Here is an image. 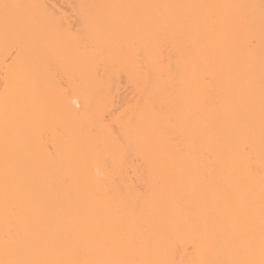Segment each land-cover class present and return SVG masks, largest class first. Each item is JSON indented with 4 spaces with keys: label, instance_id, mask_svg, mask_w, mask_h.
<instances>
[{
    "label": "bare ground",
    "instance_id": "6f19581e",
    "mask_svg": "<svg viewBox=\"0 0 264 264\" xmlns=\"http://www.w3.org/2000/svg\"><path fill=\"white\" fill-rule=\"evenodd\" d=\"M53 1L0 0V264H264V0Z\"/></svg>",
    "mask_w": 264,
    "mask_h": 264
},
{
    "label": "rangeland",
    "instance_id": "374dc122",
    "mask_svg": "<svg viewBox=\"0 0 264 264\" xmlns=\"http://www.w3.org/2000/svg\"><path fill=\"white\" fill-rule=\"evenodd\" d=\"M53 2L56 3V5H58L59 8H63L65 6L64 0H54ZM122 78H124V76H122ZM121 78V88L119 90V94L116 97V100L119 101L120 98H124L129 96V92H130V87L129 85L126 83V81H124ZM118 104V103H117ZM108 118V117H107Z\"/></svg>",
    "mask_w": 264,
    "mask_h": 264
},
{
    "label": "snow or ice",
    "instance_id": "6c2138e0",
    "mask_svg": "<svg viewBox=\"0 0 264 264\" xmlns=\"http://www.w3.org/2000/svg\"><path fill=\"white\" fill-rule=\"evenodd\" d=\"M9 7L8 5H5V8Z\"/></svg>",
    "mask_w": 264,
    "mask_h": 264
}]
</instances>
